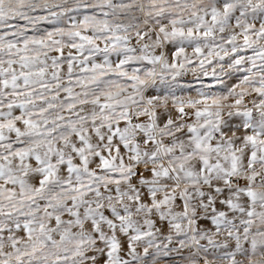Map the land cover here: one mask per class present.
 Listing matches in <instances>:
<instances>
[{
  "label": "snow or ice",
  "instance_id": "6c2138e0",
  "mask_svg": "<svg viewBox=\"0 0 264 264\" xmlns=\"http://www.w3.org/2000/svg\"><path fill=\"white\" fill-rule=\"evenodd\" d=\"M0 264H264V0H0Z\"/></svg>",
  "mask_w": 264,
  "mask_h": 264
}]
</instances>
